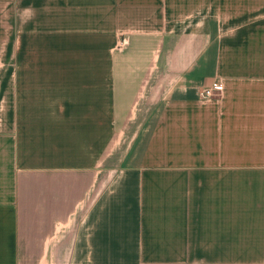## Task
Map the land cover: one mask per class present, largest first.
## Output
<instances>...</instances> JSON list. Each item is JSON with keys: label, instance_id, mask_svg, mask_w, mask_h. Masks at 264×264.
<instances>
[{"label": "crops", "instance_id": "1", "mask_svg": "<svg viewBox=\"0 0 264 264\" xmlns=\"http://www.w3.org/2000/svg\"><path fill=\"white\" fill-rule=\"evenodd\" d=\"M0 264H264V0H0Z\"/></svg>", "mask_w": 264, "mask_h": 264}, {"label": "built area", "instance_id": "2", "mask_svg": "<svg viewBox=\"0 0 264 264\" xmlns=\"http://www.w3.org/2000/svg\"><path fill=\"white\" fill-rule=\"evenodd\" d=\"M221 85L219 83H213L210 87L200 89L198 95L201 98H207L216 95L220 92Z\"/></svg>", "mask_w": 264, "mask_h": 264}]
</instances>
